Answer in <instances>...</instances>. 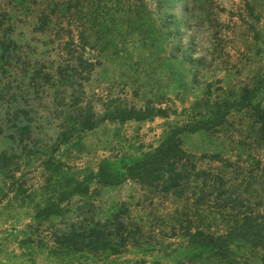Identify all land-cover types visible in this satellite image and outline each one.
<instances>
[{"label":"rangeland","instance_id":"374dc122","mask_svg":"<svg viewBox=\"0 0 264 264\" xmlns=\"http://www.w3.org/2000/svg\"><path fill=\"white\" fill-rule=\"evenodd\" d=\"M254 89L264 109V0H0V264H264L253 236H189L264 225L256 109L182 132L178 185L128 170ZM119 107L164 112L78 123Z\"/></svg>","mask_w":264,"mask_h":264},{"label":"trees","instance_id":"16d2710c","mask_svg":"<svg viewBox=\"0 0 264 264\" xmlns=\"http://www.w3.org/2000/svg\"><path fill=\"white\" fill-rule=\"evenodd\" d=\"M257 95V89L253 90L251 95L243 94L238 101H223L215 103L214 107L209 109V115L202 116L201 119L190 121L189 123L176 126L172 128L166 135L161 144L152 152L146 153L144 158L134 163L128 170L129 176L140 182H146L153 184L156 179H165L170 182L171 185L180 184L181 180H184V174L188 173L187 164L180 165V161L185 158L184 149L180 134L182 132H191L203 128H214V126L220 125L225 121V118L229 114L230 109L233 106H249L256 109L257 122L259 124V136L264 142V109L259 105H253V99ZM159 112L163 113L164 110H158L155 107H147L137 109L121 108L119 107L113 115L105 113L103 116H98L94 112H89L86 115H82L78 123L81 124V128L92 129L98 126L105 119H118L120 121H126L129 119L145 120L152 118ZM180 165V167H179ZM186 168V169H185ZM162 171H164L162 173ZM108 167L104 169L103 175L107 178L110 176ZM112 176V175H111ZM123 175H120V177ZM124 177H121L122 179ZM153 181V182H152ZM165 183V182H164ZM69 194V193H68ZM264 216V215H263ZM251 222L247 218L245 222L235 220V224L225 233L215 235L212 232H205L204 230H197L195 234L190 233V242L195 247H203L205 249H211L213 255L224 257L228 252L229 244L235 239H247L256 238V241H261L260 245H264V225L262 227L255 228L249 223Z\"/></svg>","mask_w":264,"mask_h":264}]
</instances>
